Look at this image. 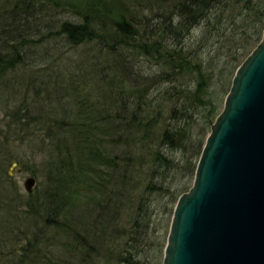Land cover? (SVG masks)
<instances>
[{
    "label": "trees",
    "instance_id": "trees-1",
    "mask_svg": "<svg viewBox=\"0 0 264 264\" xmlns=\"http://www.w3.org/2000/svg\"><path fill=\"white\" fill-rule=\"evenodd\" d=\"M263 29L264 0H0V82L21 67L27 75L1 131L41 157L45 179L13 208L32 242L20 254L5 248L16 239L7 221L0 264H98L110 240L118 261L133 264L151 193L169 195L167 205L180 195L167 183L169 150L196 159L193 179L203 149L193 124L208 81L191 71L200 57L191 43L225 41L237 59Z\"/></svg>",
    "mask_w": 264,
    "mask_h": 264
},
{
    "label": "water",
    "instance_id": "water-1",
    "mask_svg": "<svg viewBox=\"0 0 264 264\" xmlns=\"http://www.w3.org/2000/svg\"><path fill=\"white\" fill-rule=\"evenodd\" d=\"M36 182L27 176L25 189ZM162 264H264V32L237 68L192 185L176 202Z\"/></svg>",
    "mask_w": 264,
    "mask_h": 264
},
{
    "label": "rangeland",
    "instance_id": "rangeland-1",
    "mask_svg": "<svg viewBox=\"0 0 264 264\" xmlns=\"http://www.w3.org/2000/svg\"><path fill=\"white\" fill-rule=\"evenodd\" d=\"M263 32L264 29L259 42L263 37ZM201 35L202 34L200 32L198 33V30H196L191 34L188 40L191 42V40L199 39ZM242 40H244L243 37ZM210 43L211 42L204 48H199L198 42L194 45L192 43L191 45L189 44L194 47V49H198L200 53V57L193 61L191 71H193V69H200L208 81V85L204 87V90H206L204 104L199 106V110L195 116L196 121L195 124H193V139H203V146L211 131L212 122L215 121L223 108L226 94L230 89L232 78L237 68L258 44L257 43L253 49H251L253 45L249 47V50H247V53L248 51L249 53H246L247 56L245 58L244 55L246 54L239 56L237 59H233L235 57L234 48L230 50L228 47L229 43L221 41L218 42L214 48H212ZM139 65L146 69L155 68V74L159 72H161V74L163 72L171 73V69L168 66L162 68L161 65H164L162 61L153 60L152 63H150L147 58L141 57ZM191 71H188L189 75L195 77ZM25 78H27L26 72L21 67L7 74L0 82V247L1 239L8 229L9 224L7 221H13L9 223H12L16 239L14 243H11L5 248L15 247L19 254L21 253V248L25 246L29 240L32 242L33 232L32 230L28 231V233L31 234H28L27 240L25 234L22 233V230L26 229V222L21 221L19 218L13 220V208H15V210L24 209L22 202L30 199V194L33 193L34 195L37 190L43 189L45 185L41 157L39 155H34L28 144H22L20 141L12 138L7 139L1 131L5 129V116L9 108L13 107L19 101L16 95L18 97L20 89L24 87V82L21 81ZM183 79L185 80H183L184 82H187L186 80L188 77H184ZM169 153L175 160V167L167 172L169 174L167 183L169 182L171 184L170 191L176 189L181 195L191 187L193 179L191 177L190 168L196 159L193 158L187 161V153L184 154L182 150H169ZM6 159L9 160L6 162ZM191 160L192 162H190ZM2 165L4 167H2ZM29 175L35 176L37 180L32 192H28L24 187V180ZM169 197V195L167 196L163 192L151 193L150 211L152 216L150 225L147 227L148 234L143 240L140 237L137 244H135V248L132 252H136V248L138 251L135 254V258L133 257L135 261L133 264H162L173 210L178 200L177 198L174 203H169V205H167V199ZM122 227L128 229L132 227L128 212L124 219H122ZM125 240L126 236H124L120 242L124 243ZM117 245L118 241L110 240L104 251V256L99 259L98 264H123L118 261L117 254H119V252Z\"/></svg>",
    "mask_w": 264,
    "mask_h": 264
}]
</instances>
